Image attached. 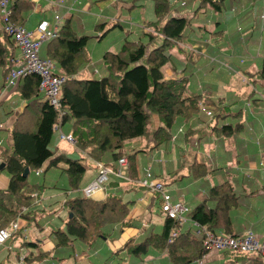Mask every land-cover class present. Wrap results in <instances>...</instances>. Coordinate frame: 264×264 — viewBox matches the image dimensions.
<instances>
[{
    "label": "crops",
    "instance_id": "1",
    "mask_svg": "<svg viewBox=\"0 0 264 264\" xmlns=\"http://www.w3.org/2000/svg\"><path fill=\"white\" fill-rule=\"evenodd\" d=\"M54 1L30 0L33 8L24 26L35 29L41 21L52 23L55 14L61 17L60 26L70 19L77 35L88 37V61L75 75L80 79L104 77V53L117 52L125 41L145 43V33L151 30L147 23L155 20L152 0H61L62 6L53 5ZM176 1L169 17H187L191 25L180 43L185 53L176 48L171 51L174 61L163 67L165 78H189L188 94H200L212 102L207 104L202 99L199 105L213 113L218 107L222 114L228 115L220 119L217 127L230 124L238 131L231 135L214 130L209 126L212 119L199 109L190 119H177L169 142L157 148H152L151 142L145 148L143 139L127 144L128 152L139 151L135 155L137 180L121 181L111 176L105 192H95L91 197L93 201L103 200L107 193L121 197L128 205L127 222L111 227L106 237L97 239L90 247L74 241L56 247L53 235L56 230L64 229L68 218L66 201L83 196L82 189L94 180L96 163L84 159L89 168L80 189L73 191L66 188L65 175L58 169L45 170L46 161L39 174H35L38 179H31L37 182L43 177L40 183L44 188L34 198L36 204L30 210L21 208L10 219L17 221L19 227L11 230L13 236L0 244V264H26V256L33 258L40 252L44 256L30 264H170L166 249L153 246L141 256L122 250L127 241L137 244L159 235L163 229L165 219L159 211L160 197L138 183L148 167L168 188L172 201L180 200L190 210L207 198L212 187L229 181L236 187L240 202L230 212L232 234L251 230L264 237V82L249 80L264 57V21L259 18L264 0H224L220 10L201 6V0ZM181 2L185 4L180 5ZM161 42L162 38L156 39L150 49ZM113 48L116 49L112 51ZM27 104L15 87L1 91L0 148L8 149L12 144L11 130L16 123L28 124L31 117L34 122L35 116L25 112ZM158 124L154 119V125ZM61 129L70 133L69 126ZM73 147L74 143L59 139L58 132L49 144L56 155L66 152L75 156ZM101 161L106 167L116 165L112 153L104 154ZM193 162L205 165V175L194 178ZM8 183L9 176L0 171V194ZM37 209H42L44 214H37ZM189 217L180 227V233L188 231L193 237L195 226ZM228 262L229 257L224 253L211 252L192 264Z\"/></svg>",
    "mask_w": 264,
    "mask_h": 264
},
{
    "label": "trees",
    "instance_id": "2",
    "mask_svg": "<svg viewBox=\"0 0 264 264\" xmlns=\"http://www.w3.org/2000/svg\"><path fill=\"white\" fill-rule=\"evenodd\" d=\"M152 2L155 20L147 23L151 30L145 33L146 42L125 41L117 52L104 53V77H75L88 61V37L78 36L70 19L61 25L56 38L41 45L39 57L48 58L54 63V75L66 76L59 96L64 114L59 118L58 111L46 100H42L37 75L29 74L15 86L19 96L28 102L25 112L35 117L34 122L31 117L25 125L16 123L11 130L12 144L8 149L0 148V164H4L0 171H5L9 176L8 186L0 194V228L8 226L10 219L14 218L21 208L30 210L36 204L33 202L34 198L39 196L44 185L31 180V176L41 171L46 161L45 170L58 169L65 175L66 188L73 191L80 189L83 176L89 168V165L83 162L84 159L101 163L106 153H112L116 163L108 167L112 171L118 169V159L126 156L127 177L118 179L134 180L137 173L135 155L139 151L130 153L125 146L143 139L145 148L148 146L147 140L153 144L152 148H157L169 142L172 127L177 119L187 120L197 114L200 109L199 101L203 97L200 94H188L189 78H165L163 72V67L174 61L171 52L174 48L184 52L180 43L191 25V20L179 15L169 17V10L176 0ZM223 2L224 0H201L200 3L201 6L220 10ZM263 5L264 2L260 13ZM11 7L12 22L24 25L33 8L30 0H12ZM158 38H162L161 44L150 49ZM18 52V48L0 25V93L9 88V72L15 65ZM186 58L187 56L185 60ZM249 80L264 82V57L260 68L250 75ZM203 101L212 103L208 98ZM213 111L210 118L212 121L209 123L211 128L231 135L238 131L230 124L217 127L220 119L228 115L222 114L218 107ZM154 119L159 122L156 126ZM57 124L61 131V126H69L70 133L65 134H71L74 140L75 156L66 152L56 155V152L49 149L52 136L57 132L54 130ZM26 168L28 173L23 176ZM191 169L194 170V178L206 173L203 164L193 162ZM108 185L109 179L106 183V186ZM238 194L232 183L224 181L212 187L207 198L186 216L189 215L192 221L205 226L210 232L233 235L230 212L240 205ZM65 207L68 218L65 220L64 229L56 230L53 235L56 247L65 246L69 241L90 247L97 239L106 237L111 227L116 224L122 226L127 222V203L112 193H107L101 201H93L84 195L76 196L66 201ZM179 226L178 221L166 218L159 235L137 244L129 240L122 250L141 256L154 246L167 250L170 264L197 262L207 251L202 247V237L197 236L194 230L193 237L188 231H184L171 243L168 242L171 230ZM222 253L229 257L227 264H264V259L258 255L227 251ZM43 256L40 252L36 257L31 258L29 255L24 260L28 259L26 264H30Z\"/></svg>",
    "mask_w": 264,
    "mask_h": 264
},
{
    "label": "built area",
    "instance_id": "3",
    "mask_svg": "<svg viewBox=\"0 0 264 264\" xmlns=\"http://www.w3.org/2000/svg\"><path fill=\"white\" fill-rule=\"evenodd\" d=\"M12 0H0V20L4 31L12 39L15 46L19 50V59L16 60L14 67L9 72L7 87H15L19 80L29 74H35L39 77L38 89L43 99L49 105L58 111V117L61 118L64 111L61 110L60 103V87L66 79V76L54 75V63L48 58H40L39 50L41 45L53 38L59 33L61 17L54 15V21L49 23L41 21L35 29H29L24 25L12 22ZM55 6H62L61 0L52 2ZM180 5H184L181 2ZM264 21V5L262 13L259 16ZM241 31V27H237ZM200 110L208 118L212 116V110L200 105ZM55 132H58L59 139H64L70 143H74L71 134H65L60 130L57 124L54 126ZM118 169L112 171L102 163H96L97 172L94 180L82 189L85 197H93L95 192H105L106 183L110 176L126 179L127 177V159L122 157L118 159ZM39 174V171L35 173ZM141 187H144L150 193H156L160 197L159 211L161 216L166 219L178 221L180 225L170 232L168 242L171 243L180 234V227L186 222V215L190 208L180 200L172 201L168 188L156 177H154L151 169L148 167L143 177L138 181ZM195 226V234L202 237V247L207 253L211 252H240L249 255H258L264 259V237H258L253 231L247 230L239 235L216 234L210 232L205 226L192 221ZM17 221L9 222L7 227L0 228V244H4L11 236V230L18 229ZM10 228V229H9Z\"/></svg>",
    "mask_w": 264,
    "mask_h": 264
},
{
    "label": "rangeland",
    "instance_id": "4",
    "mask_svg": "<svg viewBox=\"0 0 264 264\" xmlns=\"http://www.w3.org/2000/svg\"><path fill=\"white\" fill-rule=\"evenodd\" d=\"M188 3H189V6H190V5H191V2H188ZM182 39H184V36L182 37ZM115 49H116V48H113L112 51H114ZM188 90H190V87H188ZM0 137H2V136H0ZM147 142L149 143L148 140H147ZM31 179H35V180H36V179H38V177L35 176V175H32V176H31ZM42 180H43V177H42V175H41V176L39 177V180H37V183L40 184V182H42ZM163 182H164V181H163ZM50 189H51V188H50ZM36 213L39 214V215H40V214H44L42 209H37ZM154 215H155V212H154ZM9 229H10V228H9ZM123 264H129V263H125V262H124Z\"/></svg>",
    "mask_w": 264,
    "mask_h": 264
},
{
    "label": "water",
    "instance_id": "5",
    "mask_svg": "<svg viewBox=\"0 0 264 264\" xmlns=\"http://www.w3.org/2000/svg\"><path fill=\"white\" fill-rule=\"evenodd\" d=\"M4 167V164H0V169ZM28 173V169L26 168L24 171L23 176H26V174Z\"/></svg>",
    "mask_w": 264,
    "mask_h": 264
}]
</instances>
